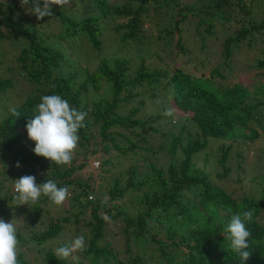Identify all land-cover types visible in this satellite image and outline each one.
<instances>
[{"label": "trees", "instance_id": "trees-1", "mask_svg": "<svg viewBox=\"0 0 264 264\" xmlns=\"http://www.w3.org/2000/svg\"><path fill=\"white\" fill-rule=\"evenodd\" d=\"M71 2L76 10L69 9V4L52 5L53 15L38 20L20 0H0V42L23 40L11 66L29 86L24 100L13 108L20 115L14 116L10 110L0 120V153L8 152L12 159L0 190L3 181L37 177L40 170L45 174L40 184L52 179L58 187L68 186L71 193L66 199L71 214L47 218L43 228L29 229V238L17 228L18 264H30L21 250L25 245L40 247L48 239L58 238L66 224L75 223L88 210L89 245L77 252L79 260H58L53 249H39L45 251L46 264H239L228 248L223 228L232 214L245 209L255 210L252 222L246 224L252 255L245 264H264V185L263 193L255 197L245 190L235 196L218 184L235 167L234 181L242 188L245 168L241 161L233 164L231 160L235 156L245 160L243 148L264 133V125L261 129L246 126L264 105V72L257 71L264 68V6L260 15L254 10L255 2L259 8L264 0ZM40 4L42 7L43 0ZM165 8L171 23L158 28L157 38L146 36L147 16ZM110 19L116 20L113 30L120 46L132 44L140 49L152 45L154 54L164 49L167 53L161 59L166 65H148L143 56L134 64L114 51L111 57L102 56L101 37L111 25ZM161 36L167 38L164 46L158 45ZM190 36L198 47L189 42ZM210 42L219 43L221 49L211 47L210 54L202 58L201 51ZM257 44L263 48L261 57L248 65L253 70L225 86L224 80L232 77L239 61L245 62L241 49H253ZM88 50L98 63L93 71L86 68L83 81L75 79L77 71L62 73L70 64L71 53L86 58ZM214 58L217 64L210 75L197 77L193 69L207 67ZM178 59L184 65L175 62ZM12 86L10 77L0 78V101ZM44 95H61L71 106L88 113L85 127L78 132V146L83 150L76 151L67 165H57L32 151L35 142L28 138L26 124L34 118L33 109ZM90 95L98 96L90 100ZM168 108L174 109L171 117L163 115ZM212 139L220 141L218 156H211L216 159L214 170L207 158L200 159ZM89 153L101 158H97L101 169L91 177H76L78 170L89 165ZM124 161L127 164L120 165ZM116 163L118 169L109 174ZM258 178L264 181V171L248 184ZM99 191L108 194L102 196ZM13 195L0 193V216L24 211L21 223L26 225L36 223L49 212L45 205L52 204L42 195L37 204L16 206L10 204ZM106 197L107 204H102ZM111 227L123 234V247L106 236Z\"/></svg>", "mask_w": 264, "mask_h": 264}, {"label": "rangeland", "instance_id": "rangeland-1", "mask_svg": "<svg viewBox=\"0 0 264 264\" xmlns=\"http://www.w3.org/2000/svg\"><path fill=\"white\" fill-rule=\"evenodd\" d=\"M108 1L111 3L119 4L126 0H108ZM181 1L183 2L190 1L189 3H192V2H195L196 0H181ZM69 5H70L69 9H75V10L77 9V6L74 5L72 2ZM54 6L56 7L57 5H54ZM258 6L259 8L257 7V2H255L254 10L258 15H260L262 13V11L260 12V10L263 8L264 5L258 4ZM167 10L168 9L165 8L162 11H154L151 15L147 16L149 18L146 19V21L144 22V26H145L144 34L146 36L151 35L153 39L157 38L158 28H162L163 26L169 25L171 23L172 19L169 15V12H167ZM109 21L111 22V25L105 28L103 36L101 37L103 39V43L101 45L102 48L100 49L101 50L100 53L102 56L108 55L109 57H111L112 55H110V52L113 53L114 51V52H118L117 54L121 57L131 58L134 61V64H138L141 61V58L143 56L146 58V63L148 65L149 64L150 65H154V64L166 65L164 63V60L161 59V56H162L161 54L167 53V51L164 49H159L158 53L154 54L153 51H150L155 48V46H152V45H149L150 48H147L148 45L146 46L142 45V47L140 48L141 50L138 49L137 46L132 45V44H122V46H120L118 35L115 34L113 30V26L114 24H116V20L110 19ZM117 22L120 23L122 21L119 18ZM103 23L106 26L108 21H105ZM59 27L60 25H58L54 31H57ZM193 36L188 37V39H189V42L192 43V45L196 48L198 47V42L196 40L190 39ZM258 37L259 36H257V38ZM166 39L167 38L162 37L158 45L164 46ZM22 42H23L22 39L6 40L3 42H0V78L10 77L13 80V86L7 89L6 94L4 95V97L1 98V101H0V120H2L4 115H6L15 106H18L24 100L23 98L27 94V91L29 89L28 84L25 82V80L23 81V79L18 74L19 71L18 70L15 71L11 66V64L15 62L16 55H18L16 51ZM185 45H188V41L186 40H185ZM219 45H220L219 43H217V45H214L213 42H210L209 46L205 47V51H201L202 58H205V56L208 53L210 54L211 49H212L211 47L215 46L217 48L218 46V48H220ZM262 48L263 47L262 46L259 47L258 44L255 45L253 49L247 50L246 47L242 48L240 51V56L241 58H243L245 62L239 61V65L232 72V77H228V78L226 77V79L224 80V85L228 86L227 83L231 84L232 81L235 80L237 77H243L248 71L253 70L252 68L248 67V65L249 63L254 64L256 59L261 57ZM73 51L74 53H77L78 49L74 48ZM148 51H150L149 54L145 55V53H147ZM89 55L90 56L86 55V58H85V56L77 57L71 53L72 58L71 60H69L70 64L68 65V67H64L62 69V73L66 74L67 72L71 70L77 71V73L75 74L76 76L75 79L78 82L83 81L86 75V68L88 70L93 71L96 69L97 63H98V61L96 60V58H94V55L91 52ZM166 60H170V59H166ZM71 61H77V63L71 62ZM175 62H178L181 65H184V61H181L180 59H178ZM216 64L217 62H216V59L214 58V60L211 61L210 64L208 63L207 67H204L203 69L197 68L193 70L197 77L202 76L203 74H205V76H209L210 71L212 70L213 67H215ZM243 64L244 66H242ZM257 71L264 72V68L258 69ZM100 94H102V90L98 92V95ZM98 95H93V96L90 95L89 98L90 100H93L94 97ZM4 107H7V108L5 109ZM168 107H170V105H168ZM262 114H264V105L261 108H259V111L256 113L257 118L253 121H250L249 124H247L246 126L247 127L254 126L258 129H261V127L264 125V116L263 117L260 116ZM175 119L176 118H174V120ZM238 131L241 133L242 128L238 127ZM219 146H220V141L219 140L215 141V139H212L211 142H209L208 147H206L200 155V159H204V158L208 159V163L210 164V166L209 165L208 166L211 168V170H214L216 168V162H215L216 159H211V156H212V153H217V156H218ZM82 150L83 148H81L80 146H77V148L74 150L73 155L75 154L76 151H82ZM242 154L243 156L247 155V158L245 160L241 158L239 159L237 156H235L231 160V163L233 164L234 163L237 164V160L241 161L242 166L245 168L243 178L241 179L242 188H239V186H241L239 182L234 181V179L236 180V178L234 177L237 173L236 172L237 170L235 169V167H234V170H232V172H230V174L227 177H224L221 180H219L218 184L222 186L223 188H225L227 192L233 191L235 196L241 195L242 191L245 190V191H248V193L253 194V196L258 197L263 193V190H261V188L264 185L263 184L264 181L258 178V181L255 180V182L251 184H248V182L253 176H258L260 172L264 171V133H261L260 135L256 136L253 141H249L246 148L245 147L243 148ZM97 158L100 159L101 161V158L97 157L96 154L89 153L88 154L89 165L85 169L78 170L75 173V176L84 179L89 176L91 177L92 173L96 175V172L99 171V169H101V166L98 167L99 164L95 165L94 160ZM212 158H215V156H213ZM82 159H80V161H82ZM117 160H118V157H115L114 161H117ZM160 161H165V160L161 158ZM213 161L215 164L213 163ZM11 162H12V159L8 152H7V155L6 154L2 155V153H0V181L4 178L5 174H7V170L9 169V167L12 166ZM126 164H127L126 161L120 163V165H123V166ZM118 167L119 166H117V163L116 165H113L109 171V174L111 173V171L118 169ZM43 175H45L44 171L43 172H41L40 170L37 171V177H36L37 184H40L39 180L43 178ZM13 185H14V181H7V180L3 181L2 189L0 190V193L14 192ZM97 191L96 193H98ZM100 193L102 196L108 194L107 192H103V191H99V194ZM129 193L130 192H128L127 195H130ZM70 194L71 193H69V195ZM7 202L9 203V200H7ZM67 202L68 201L64 202V204L60 206H56L54 204H51V205L46 204L45 208H48L49 212L44 213L42 217L40 216L37 222L33 223L32 225H26V224L21 223L23 218L26 216V213L24 211H16L13 215L0 216V218H3L6 222H11L14 219L17 225V228H19L20 232L26 238H29L30 233H31V230L29 229L43 228L44 224L46 223L45 220H47V218L49 217L53 218V217H58V216H65L66 214H71V211L66 209ZM10 204H12L11 200H10ZM89 217H90V210H88L86 213L81 214L75 223L69 222L70 224H66L64 229L62 230L61 236H59L58 238L48 239L44 243V245L40 247H37V246L35 247L33 243L32 244L34 246L32 247L25 245V247H23V249L21 250L26 252L27 257L30 260V264H46V260L43 259L45 256V253H44L45 251L42 252L39 249H42V248L54 249L56 247H59L62 244V242H67L68 240L72 241L74 238H76L79 235H83L85 237L86 246H88L89 245L87 241L88 240L87 239L88 229H87L86 223L89 220ZM106 236L109 239L114 240V242L118 246L120 247L124 246L123 234H121L119 230L115 231L113 227L108 228V232ZM76 254L77 253H75L74 256H77ZM68 260L70 261L74 259L70 257Z\"/></svg>", "mask_w": 264, "mask_h": 264}, {"label": "clouds", "instance_id": "clouds-1", "mask_svg": "<svg viewBox=\"0 0 264 264\" xmlns=\"http://www.w3.org/2000/svg\"><path fill=\"white\" fill-rule=\"evenodd\" d=\"M70 2L71 0H43L41 7L40 0H20L21 6L35 15L38 20L53 15L52 5L64 7ZM11 111L14 116L20 115L15 109ZM33 112L34 118L28 120L26 124L28 138L35 142L32 151L35 155L44 157L57 165L69 164L80 139L78 132L85 127L88 113L71 106L61 95L41 96L40 103L35 105ZM163 115L173 116L174 109H166ZM16 166L21 165L17 162ZM13 191L12 204L16 206L37 204L42 195L52 204L60 206L69 196L68 186L58 187L52 179H47L43 184H37L36 177L33 175H24L14 180ZM102 204H107V197ZM254 211V209H245L232 214L223 228L228 248L238 258L239 264H245L252 255L249 251L251 233L246 224L252 222ZM18 245L15 220L6 222L0 218V264H18ZM85 247V237L79 235L68 244L54 248L53 253L58 260L71 257L78 261L79 257L74 254L84 251Z\"/></svg>", "mask_w": 264, "mask_h": 264}, {"label": "built area", "instance_id": "built-area-1", "mask_svg": "<svg viewBox=\"0 0 264 264\" xmlns=\"http://www.w3.org/2000/svg\"><path fill=\"white\" fill-rule=\"evenodd\" d=\"M95 162V165H98L99 164V161L98 160H94Z\"/></svg>", "mask_w": 264, "mask_h": 264}]
</instances>
